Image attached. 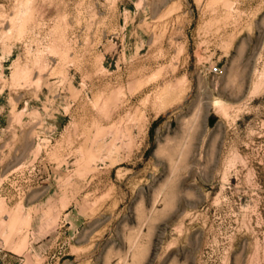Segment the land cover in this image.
Wrapping results in <instances>:
<instances>
[{"label":"rangeland","instance_id":"obj_1","mask_svg":"<svg viewBox=\"0 0 264 264\" xmlns=\"http://www.w3.org/2000/svg\"><path fill=\"white\" fill-rule=\"evenodd\" d=\"M1 264H264V0H0Z\"/></svg>","mask_w":264,"mask_h":264},{"label":"built area","instance_id":"obj_2","mask_svg":"<svg viewBox=\"0 0 264 264\" xmlns=\"http://www.w3.org/2000/svg\"><path fill=\"white\" fill-rule=\"evenodd\" d=\"M1 260H2V258H1V256H0V264H1Z\"/></svg>","mask_w":264,"mask_h":264}]
</instances>
